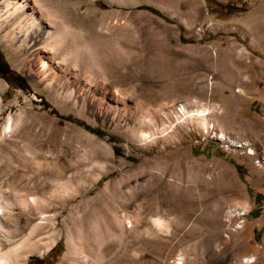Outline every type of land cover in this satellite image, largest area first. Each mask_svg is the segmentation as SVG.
<instances>
[{
    "label": "rangeland",
    "instance_id": "374dc122",
    "mask_svg": "<svg viewBox=\"0 0 264 264\" xmlns=\"http://www.w3.org/2000/svg\"><path fill=\"white\" fill-rule=\"evenodd\" d=\"M48 1L76 31L68 84L0 29L24 80L0 76V200L23 227L0 240L32 234L16 264H83L119 232L121 264H264V0Z\"/></svg>",
    "mask_w": 264,
    "mask_h": 264
},
{
    "label": "bare ground",
    "instance_id": "6f19581e",
    "mask_svg": "<svg viewBox=\"0 0 264 264\" xmlns=\"http://www.w3.org/2000/svg\"><path fill=\"white\" fill-rule=\"evenodd\" d=\"M61 11L58 3L53 4L52 1L48 0H0V29L3 30L4 34L10 35L12 38H18L17 40L21 44L27 49L29 48L36 65V71L51 70V74L48 75V84L55 87L60 84L62 87L63 84L67 83L68 78L73 75L72 69L76 67L78 60V44L75 43L74 39V32L76 31H68V26L63 22ZM66 39L67 43L65 42ZM74 79L75 82L79 81V78ZM66 93L67 90L65 91ZM188 115L192 116L195 123L201 128H207L209 123L206 116L207 113L203 112L202 109L193 110ZM247 153L250 155L252 151L249 149ZM1 199L0 231L10 238L15 236L18 231H21L23 227L19 221H16L14 225L7 224V222H10L12 215L11 202L4 198ZM156 224L162 226L163 223L157 220ZM33 228H37V226H33ZM97 234H94V242H92L93 246L89 250L90 253L83 256V264L123 263L127 255L126 248L128 247H126V242L122 238V233L115 234L116 236L111 244L106 246L97 244L101 233ZM111 234L114 236V233L111 232ZM30 236L32 237L31 229L18 243L9 248H5V243L0 240V264H16L22 253L30 249L28 248L32 244ZM68 247H71L70 242H68Z\"/></svg>",
    "mask_w": 264,
    "mask_h": 264
},
{
    "label": "trees",
    "instance_id": "16d2710c",
    "mask_svg": "<svg viewBox=\"0 0 264 264\" xmlns=\"http://www.w3.org/2000/svg\"><path fill=\"white\" fill-rule=\"evenodd\" d=\"M102 6L103 4L100 3ZM137 8H146V7H137ZM150 11L158 14L155 10L151 9V8H148ZM0 76H3L7 81H13V82H16V83H21L23 84L24 83V80L23 78L16 74L15 72L11 71L6 62L2 59V56L0 54ZM65 119L69 120V121H72V122H75L77 124H81L83 125V123H81L80 121L76 120V119H72L70 117H65ZM84 128H86L87 130L97 134V135H101V131H99L98 129L96 128H91V127H88L87 125H83ZM236 169H238L239 167L236 166L235 167Z\"/></svg>",
    "mask_w": 264,
    "mask_h": 264
}]
</instances>
